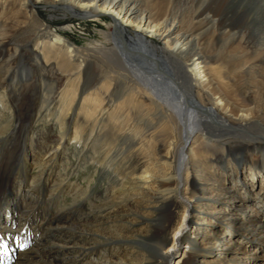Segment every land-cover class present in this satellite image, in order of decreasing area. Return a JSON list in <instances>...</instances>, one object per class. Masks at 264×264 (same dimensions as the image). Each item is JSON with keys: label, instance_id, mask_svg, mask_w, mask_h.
<instances>
[{"label": "bare ground", "instance_id": "obj_1", "mask_svg": "<svg viewBox=\"0 0 264 264\" xmlns=\"http://www.w3.org/2000/svg\"><path fill=\"white\" fill-rule=\"evenodd\" d=\"M45 6L106 41L74 44ZM71 144L106 183L73 208L54 175ZM263 169L264 0H0V264H171L182 248L185 264H251L238 252L264 242V184L241 181ZM29 192L43 219L23 220Z\"/></svg>", "mask_w": 264, "mask_h": 264}, {"label": "rangeland", "instance_id": "obj_2", "mask_svg": "<svg viewBox=\"0 0 264 264\" xmlns=\"http://www.w3.org/2000/svg\"><path fill=\"white\" fill-rule=\"evenodd\" d=\"M235 6L240 10L243 9V10L248 11L250 14H252L248 10L249 8L247 6L246 1L239 2ZM38 11H39V15H40L41 19H47V20L52 22L51 29H58V28L64 26L66 23H70V24L74 25L73 27L74 28L76 27V29H73V31L68 30L65 32L64 35L67 38L71 39V41L74 44H76L80 47L92 48V47L100 45L98 43H102V42L106 41L104 38H102V37H100V35H98L100 32V29L104 28L103 23L102 24H95L92 21H89L87 18H79V17L73 16L70 14L68 16L64 17V15H63L64 12H62L59 8H56L55 10H50V9H47V7L45 6V7L39 8ZM102 18L106 21L110 20V17H108V15H105V14H103ZM76 20L81 22L80 25L76 22ZM110 30L114 31V27H111ZM4 124H7V126H9L11 123L9 124L5 120ZM55 132H56V128L52 124L47 125L45 122H42V121H39L36 124V133L41 138L45 139L48 136V138H51L54 140V139H56ZM89 153L91 154V151ZM89 153H84V155H87L86 159H88V160L90 159ZM61 154H63V156L61 155L62 158L59 159V164L55 167L54 175L56 177V182L58 181L57 173H59L62 177L66 178V180H64V182L62 184L64 185V183H65V185H64L65 188L70 189V191H65V193L62 195V198L60 199V204L63 206L66 205L68 207L73 208L79 199V192H76V189H78V187L80 188V186H83V187L86 186L85 188H87V189L89 188L91 191L97 192V191L103 190L106 183H105L104 178H100L99 175H94L93 166L91 164H89L88 160H87L88 162L86 160H82L78 164V159L76 157L77 151L74 149L73 144H71V146H69V149H67V151L65 153H61ZM216 156H220V154H217ZM34 166L35 165L32 166L31 172H32V174L36 175L38 173V170L40 169V167L39 166L34 167ZM247 166L248 165H246V167ZM263 176H264V169L261 172V175H259V176H253L250 173H248L245 175L243 181H241V185H244L247 189H250V188L259 189L260 186L262 184H264V179H263L264 177ZM60 180L61 179H59V181ZM51 181L52 180H50V183H51ZM54 185H55V183H54ZM69 186H70V188H69ZM87 186H89V187H87ZM20 189H21V187L19 185H15L14 191L16 192V190H19L20 191L19 195L22 194V190H20ZM18 197H20V198H18ZM18 197H17L18 199L15 198V202H20V204L22 206L20 210H22L25 213V215L23 216L24 217L23 220H25L29 217L33 219V217L28 214V213L32 212V210L34 211L33 214H34V217L36 218V220H40V219H43L45 217V212H43L42 215L39 214L38 212H36L38 210L40 211V209H38V206L33 207L35 202L31 201L34 197L32 194H30V192L26 196L22 195V196H18ZM253 200H255V199H253ZM255 203H256V205H258L256 201H255ZM29 205H30V207H29ZM90 207L91 206H89V205L84 206V209H83L84 212L85 213H92L93 209H92V207L91 208ZM182 212L183 211L181 210L179 212V215H177L178 219H181V217H182L181 213ZM8 214L9 213H7L6 208H3L1 210V215H2V217H4L3 219H8L10 217ZM65 220H66V218L62 219V221L60 223L64 222ZM239 221L240 220L238 219V222L235 223L234 227H232V229H228V231H230V234H233V235L238 236L239 238L243 239L247 234L240 227ZM56 223H55V225H56ZM249 228L251 229V227H249ZM171 234H173V233L171 232ZM258 242H260V241H258ZM258 242H252V243L250 242L249 244L247 243V246H245V249L241 248L243 250L238 252L241 259H245L251 264H264V242H261V243H258ZM256 245H258L260 247V249ZM216 251L218 253L222 252V250H220V247H217ZM132 252H133L132 250H129V252L126 253L127 256L132 254ZM183 252H184V248H182L177 253V255H175V257L171 261V264H185L189 255L188 254L185 255V254H183ZM182 255L184 258H182L181 262H179L178 258ZM107 257H108L107 253H102L101 255H93V253H88L87 255L80 256V257L76 258L75 264H104Z\"/></svg>", "mask_w": 264, "mask_h": 264}]
</instances>
